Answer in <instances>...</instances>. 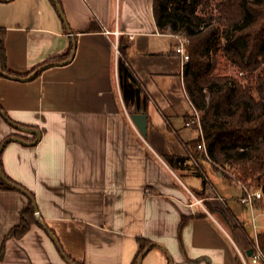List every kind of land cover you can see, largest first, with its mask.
<instances>
[{"label":"crops","instance_id":"0c3cea01","mask_svg":"<svg viewBox=\"0 0 264 264\" xmlns=\"http://www.w3.org/2000/svg\"><path fill=\"white\" fill-rule=\"evenodd\" d=\"M59 2L70 33L51 0L0 1L9 70L51 65L29 82L0 76V109L42 134L35 146L6 145L5 175L34 195L80 264H134L139 240L151 247L141 264H242L264 232V211L244 203L242 185L204 151L194 153L201 137L185 127L194 106L184 64L177 38L158 29L154 0ZM120 59L138 81L139 102L122 89ZM140 113L145 138L132 120ZM9 137L36 140L0 116V144ZM28 204L0 188V264H67L38 223L5 240Z\"/></svg>","mask_w":264,"mask_h":264},{"label":"trees","instance_id":"16d2710c","mask_svg":"<svg viewBox=\"0 0 264 264\" xmlns=\"http://www.w3.org/2000/svg\"><path fill=\"white\" fill-rule=\"evenodd\" d=\"M154 15L161 33L188 41L190 60L184 66V83L191 104L201 114L206 156L217 168L235 169L237 181L264 194V0H154ZM5 35L0 30V71L14 75L7 66ZM221 58L242 78L219 75ZM119 75L126 98L139 102L140 86L122 59ZM200 144L201 138L193 142L195 154L203 152ZM0 188L16 191L1 180ZM254 207L264 211V197ZM34 224L35 211L29 201L20 224L5 240L21 239ZM257 239L264 253V232ZM139 241L141 250L134 264L149 246Z\"/></svg>","mask_w":264,"mask_h":264},{"label":"water","instance_id":"95a60500","mask_svg":"<svg viewBox=\"0 0 264 264\" xmlns=\"http://www.w3.org/2000/svg\"><path fill=\"white\" fill-rule=\"evenodd\" d=\"M0 1L1 2H10L12 0H0ZM53 2L56 5V9H57L60 17L62 18V21L67 26L66 18L64 16V13L62 11V8H61V6L59 4V1L58 0H53ZM67 30L70 33V30H69L68 26H67ZM74 53H75V50H74V52L72 54V57H74ZM50 66L51 65L42 66L39 69H37L35 72H33L32 74L28 75L27 77H20V76H16V75H9V74H6V73H2L1 71H0V76H2L4 78H7V79L15 80V81L29 82V81L34 80L40 73H42L44 70L48 69ZM0 116H1V118L9 126H11L12 128H14L15 130L20 131V132H23V133L33 134V135L36 136V140L34 142H32V143L25 142L24 140H22L20 138H17V137H9V138H7L6 140H4L0 144V180L3 183H5L7 186H9V187L13 188L14 190H16V191L20 192L21 194H23L28 199V201H30L33 204V208H34V211H35V219H36V222L49 235V237L51 238V240L56 245L58 251L60 252V254H61L62 258L65 260V262L67 264H75L64 253V251L62 250L61 245H60L58 239L56 238V236L54 235V233L43 222V219H42V216L40 214V211H39V208H38V204L36 202V199H35L34 195L32 193H30L28 190H26L25 188H23L22 186L17 185L14 182L10 181L6 177V175H5V173H4L3 169H2V166H1V155H2V152H3L4 148L6 147V145H8L9 143H12V142H16V143H20V144L25 145V146H35V145H37L40 142V140L42 138L41 132L39 130L34 129V128H27V127H23V126L18 125L17 123H15L14 121H12L1 109H0ZM132 120L135 123V125H136L138 131L140 132V134L145 138L147 136V130H148V116L146 114H144V113L134 114V115H132ZM150 248H148V250H146L145 253H147ZM145 253L142 254L139 257L138 264H141L142 263ZM252 254H253L252 251L249 252V253H247V255L249 257H251ZM171 264H172V260H171Z\"/></svg>","mask_w":264,"mask_h":264},{"label":"built area","instance_id":"2783aa9c","mask_svg":"<svg viewBox=\"0 0 264 264\" xmlns=\"http://www.w3.org/2000/svg\"><path fill=\"white\" fill-rule=\"evenodd\" d=\"M118 34V32L116 33ZM177 38V46H176V52L177 54H179L182 58V62L184 64V66L189 62L190 57L187 53V43L188 41L186 39H184L181 36H177L174 35ZM116 51L118 52V47L116 46ZM194 110V114H193V118H191L190 120L185 122V127L187 128H193V127H197L199 132H200V137H201V144L198 146L199 150H203L206 153V144L204 141V137H203V132H202V127H201V119H200V115L198 113V111L195 109V107H193ZM225 168H222L223 171H225V173L230 176L232 179H234L235 181H237L236 179V170L232 169L230 166L225 165ZM239 184H241L239 181H237ZM244 192H245V198L243 199V202L246 204H249L250 207L255 208L254 207V202L263 200L264 194L262 189L260 188H256V189H250L247 188L245 185L241 184ZM201 203V202H199ZM241 261L242 264H264V253L261 251L260 247H259V243L258 240L256 241V244L253 248V254L251 257H249L248 259L244 256L241 255Z\"/></svg>","mask_w":264,"mask_h":264},{"label":"rangeland","instance_id":"374dc122","mask_svg":"<svg viewBox=\"0 0 264 264\" xmlns=\"http://www.w3.org/2000/svg\"><path fill=\"white\" fill-rule=\"evenodd\" d=\"M220 61H221V66H220V68H219V71H218V73H219V75H222V76H224V75H232V76H238L239 78H242L241 76V74H238V72H237V70L235 69V68H233V67H231L229 64H227L222 58L220 59ZM253 87H254V89H255V85H253ZM253 95L256 97V98H258V93L254 90V92H253ZM199 113V112H198ZM193 114H194V110H193V112H192V114L191 115H189V117L187 118V120L186 121H188V120H190L191 118H193L192 116H193ZM199 115H200V119H201V114L199 113ZM222 168H224V169H226L225 168V166H223V167H220V168H217L220 172H223V174L224 175H226L227 176V174L225 173V171H223V169ZM247 188H250V189H256L254 186H247V185H245Z\"/></svg>","mask_w":264,"mask_h":264}]
</instances>
